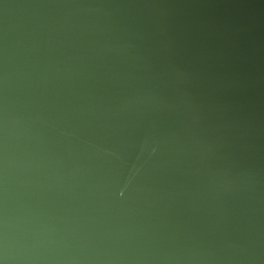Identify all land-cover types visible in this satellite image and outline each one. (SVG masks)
I'll return each mask as SVG.
<instances>
[{"label":"water","instance_id":"water-1","mask_svg":"<svg viewBox=\"0 0 264 264\" xmlns=\"http://www.w3.org/2000/svg\"><path fill=\"white\" fill-rule=\"evenodd\" d=\"M0 264H264V0H0Z\"/></svg>","mask_w":264,"mask_h":264}]
</instances>
